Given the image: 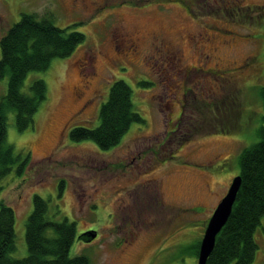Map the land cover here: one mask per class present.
<instances>
[{
  "label": "rangeland",
  "instance_id": "374dc122",
  "mask_svg": "<svg viewBox=\"0 0 264 264\" xmlns=\"http://www.w3.org/2000/svg\"><path fill=\"white\" fill-rule=\"evenodd\" d=\"M23 13L48 14L85 38L24 79L23 92L34 79L47 87L31 127L18 131L6 116V143L29 155L21 173L14 166L0 180V199L15 215L10 255L27 254L25 222L39 195L50 219L75 223L70 256L196 264L190 248L239 173L240 151L257 140L264 0H0V38ZM117 80L130 87L144 123H132L110 149L73 141V128L98 125ZM6 82L0 78V99ZM85 229L96 231L90 243L78 240ZM254 239L252 264H264V216Z\"/></svg>",
  "mask_w": 264,
  "mask_h": 264
},
{
  "label": "trees",
  "instance_id": "16d2710c",
  "mask_svg": "<svg viewBox=\"0 0 264 264\" xmlns=\"http://www.w3.org/2000/svg\"><path fill=\"white\" fill-rule=\"evenodd\" d=\"M84 38L79 31L55 26L48 14L30 13L21 14L0 38V78L7 77L6 91L0 99V180L14 166L21 173L29 162L28 154L21 156L6 143L7 114L12 113L16 128L24 131L33 125L34 115L47 96L41 79H34L29 92H23L24 79L30 72L45 70L54 58L71 55ZM260 94L263 107L257 140L238 155L240 188L205 264H252L254 260V233L264 216V85ZM98 120L94 128H73L70 138L76 142L91 140L100 149H110L120 143L132 123H144L133 110L131 89L123 80L110 85ZM47 214L46 201L34 195L25 222L27 254L14 258L10 254L15 249V215L12 207L0 199V264H91L84 255L69 254L76 236L75 223L66 218L56 221ZM198 247L197 241L190 248L194 257Z\"/></svg>",
  "mask_w": 264,
  "mask_h": 264
},
{
  "label": "water",
  "instance_id": "95a60500",
  "mask_svg": "<svg viewBox=\"0 0 264 264\" xmlns=\"http://www.w3.org/2000/svg\"><path fill=\"white\" fill-rule=\"evenodd\" d=\"M241 178L236 175L232 178L225 195L220 199L209 217L203 235L199 241L196 264H205L215 242V237L225 224L231 212L237 192L240 188ZM96 237L95 230H87L79 234L78 240L90 243Z\"/></svg>",
  "mask_w": 264,
  "mask_h": 264
},
{
  "label": "flooded vegetation",
  "instance_id": "af4514ba",
  "mask_svg": "<svg viewBox=\"0 0 264 264\" xmlns=\"http://www.w3.org/2000/svg\"><path fill=\"white\" fill-rule=\"evenodd\" d=\"M131 38H129V40H130ZM123 41H126V40H124L123 39ZM137 41H138V38L136 37L135 38V40L133 41L132 39H131V41H127V42H129V48H131V50H135V48L137 47ZM131 42V43H130ZM84 64H85V66L86 67H88V68H90V60H89V58L88 57H85V59H84V62H83ZM83 64V65H84ZM81 94V90H80V92H76V95L77 96H79ZM84 231H86V229L84 230Z\"/></svg>",
  "mask_w": 264,
  "mask_h": 264
}]
</instances>
